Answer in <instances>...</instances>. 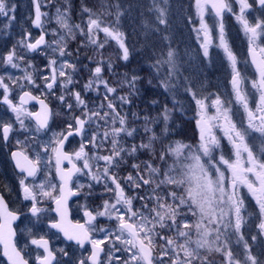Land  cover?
I'll return each instance as SVG.
<instances>
[{
	"label": "snow or ice",
	"instance_id": "obj_1",
	"mask_svg": "<svg viewBox=\"0 0 264 264\" xmlns=\"http://www.w3.org/2000/svg\"><path fill=\"white\" fill-rule=\"evenodd\" d=\"M51 2L52 0H49V3ZM236 2L239 4V14L236 19L248 36L249 53L258 73V79L252 81V88L259 94L258 101L255 107L250 105L249 93L244 90V78L236 67L237 57L225 38L222 16L225 11H233L231 5L226 0H196L200 15V31L203 32L201 47L205 57L209 55L213 37L209 26L204 22L203 13L210 4L215 16L221 18L218 47L223 49L231 64L234 102L243 110V120L238 123L234 119L233 101L222 100L219 95L211 101V107L215 112L209 115L206 98H197V94L192 92L190 87H185V91L192 92V98L199 109V119L196 121L199 142L195 146L179 142L175 147L170 143L165 144L169 133L168 123L171 119V110L167 105H164L163 111L156 116L141 115L131 110L122 113L123 106L134 104L133 97L140 93L137 85L143 77L135 72L130 77L127 72L124 73L118 83L126 84L128 93L115 95L118 88L111 85L102 75L105 69L114 72V66L110 60L105 64L102 53H99L101 59L95 61L94 69L90 70L91 78L83 85V89L81 91L68 89L73 79L66 69L70 68L75 73L76 65L67 59H61L58 63L55 54L58 53L59 58L71 56L68 43L76 40L77 33L100 50L104 48V43L99 42L96 37L99 32H103L106 38L111 37L119 45L122 52L119 58L125 62L129 61L130 49L125 43L124 33L120 30L121 18L125 15V12L121 11L122 3L108 4V9H115V20L109 24H105L101 16L88 6H82L81 12L87 16V23L82 27L81 24L70 23L71 0H64L63 10L57 7L55 17L59 28L63 30L62 34H58L57 30L53 29L54 38L49 42L46 41V34L42 31L39 38L33 42L31 33H27L26 37L18 42L20 46L31 52L51 48L53 56L47 57L48 62L45 65L48 74L41 73V79L44 81L43 90L47 94L55 95L53 89L59 84L63 91L56 98L64 107L67 116H70V119L66 120L67 131L53 132L51 141L43 146L45 154L49 147L55 154L56 173L60 180L59 194L53 195L57 185L50 181L42 182L38 186L26 183L29 177L34 178L40 171L39 153L33 159L22 151H15L12 152V158L16 162V167L21 174L26 173L19 179L20 189L23 199L31 203L28 209L31 217L39 220L45 211L38 207L40 203L38 196L48 197L56 205L54 211L59 217V219H50L48 227L62 233L67 241L74 242L81 249H84L86 244L91 245L90 254L86 258H80L77 264H102L100 256L104 248L101 246L110 238L113 242L106 254L108 264H113V261L119 264H217L213 254H219L223 258L221 264H264V259L253 254L250 244L242 233L246 222V209L245 199L241 193V187H246L255 199L259 208L258 235H264V152L258 157L254 147H250L248 142L252 133H259L264 137V47H259L256 43L264 36V19L250 22L245 13L253 5L249 0H236ZM257 2L261 8H264V0ZM164 3L167 4V0H164ZM33 5L35 18L32 23L35 27L42 28V17L47 13L41 12L40 0H33ZM130 7L132 5H129ZM101 8H104L103 3ZM153 9L157 13L158 25L167 26L166 8L160 7L157 0H152V8L149 11ZM14 11V6H10L7 0H0V16L8 17L9 13ZM108 14L111 12L109 11ZM128 15L131 19L130 13ZM144 24L146 29L161 31L158 25L151 29L146 21ZM168 39V36L163 37V40ZM81 43L83 46V41ZM257 49L261 54L259 59ZM76 53L79 54V49ZM153 55L156 58L154 63L148 65L152 75L147 79V84L170 92L174 87L173 81L178 80L182 75L179 57L170 46L166 52L163 47L158 53L153 50ZM24 59V56L17 55L16 47L13 46L6 56L0 57V63L18 68L20 65L17 61ZM88 59L92 62L91 58ZM83 67L86 68L87 65ZM153 78L158 81L156 85H153ZM24 79L27 85L40 87L36 84L33 75L27 71ZM184 79L188 80L187 77ZM25 86L20 85L22 89ZM0 88L3 89L2 102L15 114L16 122L21 129L27 131L25 118L34 117L37 132L49 130L50 119L59 113H54L44 100L33 96L29 91H23L19 97V104H15L10 99L9 85L5 83L3 77H0ZM91 91L98 93L96 98L100 100L98 104L96 100L89 102L82 97V92ZM28 100H38L42 111L28 112L24 108ZM116 100H119V105L115 103ZM151 103L155 106L158 101L153 100ZM129 116L132 117L131 122ZM138 122L143 135L141 128L132 126ZM161 123L164 126L159 132L151 127ZM214 129L223 132L224 138L231 145L234 159L226 158L223 153L219 154L218 159L214 155L221 148V140L214 133ZM13 131L15 129L12 122H0V139L4 142L9 140ZM74 135L81 137L79 150L72 154L64 152L65 141ZM137 136H141L140 143L127 144L128 138L134 140ZM20 143L21 141L17 140V144ZM89 146L96 150L91 155L86 151ZM185 149L188 150L186 155ZM105 150L108 154H101ZM139 153L147 155L148 159L131 164L132 172L124 178V186H122L115 170L128 160L138 159ZM182 155L183 160L180 159ZM169 157L176 158L171 165L168 164ZM65 160L71 165L68 169L62 167ZM77 161H82V164L78 166ZM77 174L87 176L90 182L83 184L77 178L76 188L73 189L69 184L73 183V177ZM101 183L104 192L112 193V197L104 199L95 211L85 206L84 216L87 219L84 223L79 221L72 223L68 220L69 198L84 195L85 199H88L93 195L94 185ZM37 187L39 192L35 191ZM126 187L133 190L135 195H127ZM181 188L183 191H178ZM134 200L140 202L139 208L134 206ZM189 214L198 217L195 224L186 219ZM98 218L114 220L116 227L98 226ZM19 219L20 214L9 210L3 195H0V246L7 264H29V260L22 254L28 243L25 242L23 247L18 246L17 231L13 228V223ZM193 229L196 234L195 240L192 239ZM98 233H104L103 237L95 238L94 234ZM29 235L32 236L30 243L37 249H43V254H37L35 258L36 264H53L56 255L49 246V240L44 236L36 238L31 230ZM233 236L237 238V244L242 243V252L230 246ZM251 239L255 241L257 235H253ZM115 241H119L122 246H118ZM157 244H159L158 255H154ZM59 252L68 256V264H71L69 253L63 248L59 249ZM114 253L123 255L118 256ZM124 255L127 259L123 258Z\"/></svg>",
	"mask_w": 264,
	"mask_h": 264
},
{
	"label": "rangeland",
	"instance_id": "obj_2",
	"mask_svg": "<svg viewBox=\"0 0 264 264\" xmlns=\"http://www.w3.org/2000/svg\"><path fill=\"white\" fill-rule=\"evenodd\" d=\"M232 7L233 11L228 12L225 11L222 16V23L224 25L225 38L229 44V47L232 49L233 53L237 57V70L241 73L244 78V90L249 93V101H253L252 107H255L256 102L258 101V93L255 89L252 88V81L257 79L256 73L251 68L249 61L246 56L247 50H249V40L248 36L245 34L242 25L236 19V16L239 14V4L236 0H226ZM42 7L41 12L47 13L46 16L42 17V28H37L34 26L32 21L35 18V9L33 5V0H7V3L10 6H14L15 11L9 13V16H0V57L6 56L7 53L13 49V46L16 47V53L18 56H24L25 59L23 61H17L19 63L18 68H12L11 66L0 63V77L4 78L5 83L9 85V95L10 99L13 100L15 104H18L17 98L18 95L22 91H29L39 97L47 99V101H51L54 106V113H59L55 115L51 119L50 127L45 135L48 139H52L53 132H56V128L59 123L62 124L64 128H66V120L70 119V116H67L64 107L60 104V101L56 98L63 91L59 86L54 87L53 91L55 95H50L44 92L43 90V79H41V73L47 75L48 73L45 71V65L47 64V57L53 56L51 48L41 49L37 52L28 51L26 48L19 45V41L26 37L27 33H31V40L34 42L35 39L39 38L42 34V31L46 34L45 37L47 41L51 42L53 40V29L57 30L58 34H62L63 30L59 28V25L56 23V8L60 7L63 10L64 0H52L49 3V0H40ZM97 5H100L104 2L103 0H95ZM120 2L123 4V8L121 11L125 12V15L121 18L120 30L124 33L125 43L130 49V58L129 61L125 62L122 59L115 60L118 62V67L125 64L126 71L129 74V77L133 73L129 68V62H139L142 61V66L137 65L140 70V76L143 79L138 83L137 87L147 88L149 93L156 94L158 99H152L158 101V103L153 106L152 101L147 104L144 108L151 110L146 112L144 108L139 109V105L134 104L131 106L125 105L121 109L122 113H127L129 110L137 112L141 115L149 113L151 116H156L158 113L163 111V106L167 105V107L171 110V119L168 123L169 133L165 140V144H172L175 147L177 142L184 145H192L195 146L199 142V130L197 127L196 135H186L184 132H176L179 129V123H191L193 127H195L198 116V106L195 100L192 98V92L197 94V98L205 99V103L208 105L207 112L210 114V111L213 113L215 109L211 107V101L215 99L217 95L221 97L222 100H232V109L237 114L234 115V119L239 123L243 120V110L239 108L234 102V94L232 92L231 86V75L232 68L231 64L228 61L224 51L222 48L218 47L219 45V23L221 22V18L214 17L207 7L203 13L204 22L209 26L213 37V43L209 47V55L207 57L203 54V49L201 47V43L203 40V36H201V24H200V15L197 9L196 0H167V4L164 3V0H157L160 7L166 8V18L168 20V24L166 25H158V21H156V11L152 8V0H113L112 4ZM249 3L253 5L251 9H248L245 13L246 17L250 22H254L256 19H264V8L257 7L255 4V0H249ZM129 5L132 7L129 8ZM95 7V6H94ZM92 8V7H90ZM98 11L100 10L99 6H96ZM106 10L111 12V14L106 13V15L101 16V19L105 24H109L115 20V9ZM131 15V19L129 18V14ZM100 15V14H99ZM10 17H14V19H10ZM73 17L70 14V23H73ZM147 22L151 29H154L157 25L161 29L160 32H155L154 30L146 29L144 22ZM87 23V16L81 19L82 27H84ZM167 28V30H165ZM86 30V29H85ZM103 37H100V36ZM164 36H168V40H163ZM99 42L106 41V37L103 32H99L97 37ZM113 40L111 37H107ZM134 38V41H132ZM154 39L157 41L156 46L154 45ZM83 41V46L82 42ZM116 46L119 45L115 40ZM73 43H80L77 46L78 48H83V54L86 56V60H82L81 64L87 65V67L79 66V60L75 58L77 55L76 50L70 51V46ZM257 45L259 47H264V36L257 40ZM151 45V47H148ZM174 49L179 57V61L181 64V73L182 75L178 80H174V87L170 92H165L163 88L160 87H150L147 84V79L152 75L149 70L148 65L154 63L155 55H153V50L157 53L163 47V50L166 52L168 47ZM145 48L149 49V52L146 53ZM97 51L94 45L89 43L85 37L79 35L77 33V38L74 41H69L68 43V51L72 53L71 56H66L64 58H59L58 53L55 54L58 59V63L61 59H67L71 63L76 65V72L73 73L72 69H66L69 74L72 75L73 83L68 85L69 90L81 91L83 89V85L86 83L88 79L91 78V69H94L96 66L95 61H99L96 57H92L91 50ZM259 51V49H257ZM93 51L95 55L96 52ZM98 51H103L102 49ZM144 51V52H143ZM79 49V53H80ZM105 52V51H104ZM119 54L121 56L122 52L119 48ZM91 56V57H90ZM91 58V61L88 59ZM105 62L109 61L105 57ZM114 68L116 69L114 62H112ZM31 65V66H29ZM5 69H7L5 71ZM144 73H142V71ZM29 72L33 75V78L36 81L37 85H40L39 88L33 87L31 85H27V81L24 79L25 72ZM89 71V73H87ZM130 71V73H129ZM126 73V72H125ZM86 74V75H85ZM103 75V73H102ZM139 75V74H138ZM11 77L12 79H9ZM104 77V75H103ZM184 77H187L188 80L185 81ZM123 78V77H122ZM122 78L117 77L116 75L112 76L110 79L104 77V79L108 80L109 83L118 88V92L115 94L119 95H127L128 87L126 84L121 85L118 83L122 80ZM63 80L64 78H60ZM17 81V82H14ZM158 81L153 78V85H156ZM20 85H26L23 89ZM185 87H190L192 92L185 91ZM100 93H103V87L100 88ZM2 94L3 89L0 88V122H12L13 125L19 126L17 129H20V125L16 122L15 114L12 113L7 105L2 102ZM98 93L95 91L91 92H82V97L88 100L89 102L96 100L98 104L100 100L96 99ZM139 95V94H138ZM137 95V96H138ZM102 99V95H101ZM106 103V102H105ZM115 103L119 105V100H116ZM90 103V107H91ZM25 108V107H24ZM28 112L29 108H25ZM56 110V111H55ZM77 114H79L77 112ZM131 122L132 117H128ZM28 118H25V125L27 126V132L36 131L30 124L27 125ZM239 120V121H238ZM175 122H178L175 124ZM134 127L141 128L140 123H136L132 125ZM163 123L160 125H151L157 132L163 128ZM23 130V129H22ZM141 132L142 128H141ZM214 133L221 140V148L218 149L214 155L218 156L220 153L225 154L226 158L234 159V155H232V148L229 144L228 140L224 138L223 132L220 129H214ZM39 140L42 136L37 135ZM141 136L139 138H128L127 144L132 143H140ZM250 147H254L255 154L259 157L262 152H264V137H261L259 133H252L248 140ZM79 149V145H77ZM110 147V146H106ZM91 148V147H90ZM95 149H91L92 154ZM187 149L184 150V154H187ZM101 154H108L105 150ZM148 156L146 155L144 160H147ZM175 157H169L168 164L171 165ZM183 160V155L180 157ZM206 159V158H205ZM187 162V161H185ZM103 163V162H101ZM158 163V162H157ZM127 163L121 165L119 168L115 170L117 177L120 179L122 186H124V178L130 173H120L123 172V167L126 166ZM222 170H223V166ZM131 169V165H130ZM134 174V173H133ZM100 188L99 194L104 193L103 183L95 184ZM169 188H174V186H169ZM178 191L182 192L183 189H179ZM125 192L129 196L135 195V192L130 188L126 187ZM241 193L245 199V226L242 228V233L244 234V238L250 244L253 254L258 255L261 259H264V235H258L259 229L257 225L259 224V208L256 204L255 199L248 192L246 187H241ZM109 194V199L112 197V193ZM138 201L134 200V206L137 207ZM188 216L194 217L193 220H188L190 223L195 224L198 217L192 216L189 214ZM187 216V217H188ZM114 222V227H116V222ZM168 235H173L172 233H168ZM253 235H257V239L253 241L251 237ZM192 239H196V234L193 229L192 231ZM118 242V241H115ZM194 246V245H193ZM230 246L238 251H243L242 243L237 244V238L235 236L231 239ZM157 248H159V244H157ZM217 264H221L222 257L219 254H213ZM126 257V255H125ZM127 258V257H126Z\"/></svg>",
	"mask_w": 264,
	"mask_h": 264
},
{
	"label": "flooded vegetation",
	"instance_id": "obj_3",
	"mask_svg": "<svg viewBox=\"0 0 264 264\" xmlns=\"http://www.w3.org/2000/svg\"><path fill=\"white\" fill-rule=\"evenodd\" d=\"M255 4L257 7H261L257 5L256 1ZM248 51L249 50H247L246 52V56L248 55ZM253 71L256 73L258 79L257 71L254 69ZM249 102L250 105L252 106L253 101H249ZM24 107L29 108L28 110H30L31 113H33L36 110V106H32V105L24 106ZM211 114H213L212 111H210L209 115ZM236 115L237 114L235 113V116ZM28 124H30L33 128H36V125L31 118H28L27 125ZM13 126L15 131H13V133L10 135L9 140L7 142H4L2 139H0V195H3L9 210L20 214V219L13 223V228L16 229L17 231L16 240L18 242V246L23 247V244L27 242L28 247L23 249L22 254L25 255V258L29 260V264H36L35 258L37 254H43V249H37L35 245H32L30 243L32 236L29 235V230H31L32 235L35 236L36 238H39L40 236H44L45 239L49 240V246L53 249L56 255V261H54L53 264H57V262H59V264H68L69 257L64 256L61 252H59V249L61 248H63L65 251L69 253V256L71 257V264H77V261L80 258H86L90 254L91 245L86 244L85 248L81 249L78 246H76L74 242L65 240L62 234L59 233L57 230L50 229L48 227V223L50 219H59V217L54 211L55 204L48 197L38 196V199L40 200L38 207L45 210L41 214L40 219L37 220L36 218L30 216L28 209L31 207V203L23 199V193L19 185V179L22 178L23 175H26V173L21 174L19 171H17L15 167V160L12 158V152L15 151H22L33 159L35 158L36 154L39 153L41 156L40 171L37 173V175L34 178L29 177L26 183H28L29 185L38 186L42 182L47 183L50 181L52 184L57 185V190L53 192V195H58L60 183L55 177V154L51 151V147H49L48 152L45 154L43 147L44 145H48L49 141H51V139L49 140L48 137L45 136L48 131L27 132L22 129L21 130L17 129L19 127L17 125H13ZM49 127H50V123H49ZM194 128L195 130H197L196 125ZM61 131L66 132L67 129L64 128L62 124H59L58 127L56 128V132H61ZM37 135L42 136L40 138L41 140H39ZM17 140L21 141L19 145L17 144ZM80 143H81V137L73 136L66 141L63 151L72 154L75 151L79 150L77 145H79L80 148ZM90 147L91 146H89V149H86V151H89L91 153ZM76 163L79 166L82 164V161H77ZM64 168L67 169L68 167L65 165ZM77 178L79 179V182L83 184H88L90 182L87 176L77 174L76 176L73 177V183H70L69 187L73 189L76 188L75 181L77 180ZM35 191L39 192V188L37 187ZM84 191L86 192L87 189H85ZM99 191L100 188L94 185L93 195L88 197V199H85L84 195H79V196H73V198H71L68 201L69 220L72 223H76L77 221H79L80 223L85 222V220L87 219L84 216L85 206L89 210L95 211L99 206H101L102 201L104 199H109L108 193L104 192L102 194H99ZM139 207H140V202L138 201L136 208ZM190 217L191 216H188L186 218L190 220ZM193 219L194 217H191V220ZM33 225H36V227H33ZM98 226L115 228L114 222L108 220L107 218H98ZM103 235L104 233H98V234H94V237L102 238ZM112 242L113 240L110 238V240L106 241L105 244L101 246L104 248V252H102L100 256L102 264H108V258L106 254L109 248L111 247ZM115 243L118 246H122L120 245L119 241ZM114 255L119 256L123 254L114 253ZM154 255H158V248L154 252ZM126 257L125 255L123 256L124 259H127ZM0 264H7L5 258L2 255L1 247H0ZM113 264H119V262L113 261Z\"/></svg>",
	"mask_w": 264,
	"mask_h": 264
},
{
	"label": "trees",
	"instance_id": "obj_4",
	"mask_svg": "<svg viewBox=\"0 0 264 264\" xmlns=\"http://www.w3.org/2000/svg\"><path fill=\"white\" fill-rule=\"evenodd\" d=\"M112 1L113 0H103L104 8H101L100 5L96 4L95 0H71L72 8H71L70 14L73 17V21L72 22L76 23V24H79L81 22V19L86 17V15L81 12V8L84 5L88 6L89 8L92 7L91 9L97 15H99V14H100V16L106 15V13H108V11L106 10V7H108V4L112 3ZM96 6L100 7L99 12H97L98 8H96ZM100 37H103V36L101 35ZM105 40L106 41L103 42L104 43V48L102 49L103 51H98V50L94 51V49H92L91 50V54H92L91 56L94 57V58L96 57L98 60H100L101 56H100L99 53H102L104 60H105V57H106L111 62H114V65H115L116 69L114 68V72H109L107 69H105V71L103 72L104 77H107V78L110 79L112 76L116 75L117 77L122 78L124 73L127 72L126 71L127 67H126L125 64H123L120 67H118V65H117L118 62H115V60H118L119 57H120L119 48H118V46H116V43L113 40H111L110 38H106ZM132 41H134V38H132ZM156 43H157V41L154 39V45L155 46H156ZM79 44L80 43L71 44L70 51H73V50L77 49V46ZM78 49H80L81 52L78 55H76L75 58L77 60H79V66L82 67L83 65L81 64V61L82 60H86V56L83 54V52H84L83 48H78ZM93 51L96 52L95 55L93 54ZM145 51H146V53H148L149 49L145 48ZM107 62L108 61H106L105 64ZM137 65H140L143 68L141 60L139 62H136V63L129 62V68L133 69L132 72H135L136 74L140 75V70H136V69H139ZM141 71H142V73H144L143 70H141ZM87 73H89V71ZM129 73H130V71H129ZM156 98L158 99L156 94L149 93L147 88H141L139 95L136 96L134 99H135V104L139 105L138 106L139 109L142 110V108H144L147 104H149L152 101V99H156ZM48 103L50 104V106L52 107V110L54 112L55 108H54L52 102L48 101ZM150 110H151V108L147 109V107L145 109L146 112H149ZM147 114L150 115L149 113H147ZM176 123H178V122H175V124ZM179 124H180L179 125V129L180 130H177L176 132L180 133L182 131L188 136L195 134V128L192 126L191 123L190 124L189 123H179ZM141 135H143V132H141ZM139 137L140 136H137V138H139ZM137 156H138V159H136V160H128L126 166L123 167L124 171L120 172V173L132 172V169H130V165L132 163L143 161L145 159V157H146V155L143 154V153H139V154H137Z\"/></svg>",
	"mask_w": 264,
	"mask_h": 264
},
{
	"label": "water",
	"instance_id": "obj_5",
	"mask_svg": "<svg viewBox=\"0 0 264 264\" xmlns=\"http://www.w3.org/2000/svg\"><path fill=\"white\" fill-rule=\"evenodd\" d=\"M257 4H258V2H257ZM259 5V4H258ZM208 8L212 11V9H211V6H210V4L208 5ZM212 13L215 15V13L212 11ZM201 36H203V32L201 33ZM45 39H46V37H45ZM248 58H249V61H250V64H251V66L253 67V69L254 70H256V67H255V65L252 63V56L250 55V53H249V51H248ZM257 58L259 59L260 58V54L257 52ZM23 94V92L18 96V102H19V97L21 96ZM33 95V94H32ZM33 96H35V95H33ZM37 97V96H36ZM39 98V97H38ZM40 100H44L43 98H39ZM44 102L47 104V102L44 100ZM36 106V110L33 112V113H38V112H41L42 111V108H41V105L39 104V102H38V100H28V102L24 105V106ZM48 105V104H47ZM48 107L50 108V106L48 105ZM51 109V108H50ZM32 119V121L35 123V118L34 117H32L31 118ZM74 136H76V135H74ZM72 137V136H71ZM70 138V137H69ZM68 138V139H69ZM65 143H66V141H65ZM64 146H65V144H64ZM55 163H56V161H55ZM67 166L68 168H70L71 167V165L70 164H68V162L65 160L64 162H63V164H62V167L64 168V166ZM15 167H16V162H15ZM67 168V169H68ZM16 169H17V171H19L20 172V170L16 167ZM55 177H56V179L59 181V183H60V180H59V177L57 176V173H56V167H55ZM70 185V184H69ZM71 198H73V196L72 197H70L69 198V200L71 199ZM68 200V201H69ZM55 207H56V205H55ZM56 213V212H55ZM68 220H69V211H68ZM62 234V233H61ZM62 236H63V234H62ZM64 237V236H63ZM65 239V238H64ZM66 240V239H65ZM1 248H2V246H0ZM4 257V256H3ZM5 258V257H4ZM5 260H6V262H7V259L5 258Z\"/></svg>",
	"mask_w": 264,
	"mask_h": 264
}]
</instances>
